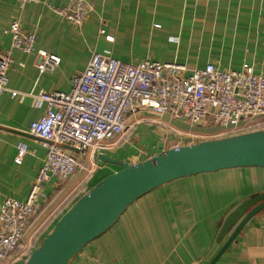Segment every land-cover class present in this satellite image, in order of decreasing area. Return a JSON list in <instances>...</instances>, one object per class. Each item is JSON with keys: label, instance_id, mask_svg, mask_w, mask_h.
Here are the masks:
<instances>
[{"label": "crops", "instance_id": "0c3cea01", "mask_svg": "<svg viewBox=\"0 0 264 264\" xmlns=\"http://www.w3.org/2000/svg\"><path fill=\"white\" fill-rule=\"evenodd\" d=\"M68 1L38 0L21 6L16 0H0V50L11 45L5 30L13 19L37 33L35 51H13L7 89L0 94V203L6 197L25 199L45 160L44 141L30 132L31 122L44 113V105L34 95L41 90L69 91L73 75L86 67L93 52L132 63L146 58L176 62L188 69L207 63L239 69L247 63L255 73L264 74V0H88L91 9L81 26L48 8ZM38 50L59 56L60 63L40 73ZM11 90L18 94L11 96ZM147 113L141 109L130 118ZM181 125L189 132L200 130ZM19 141L26 143L28 152L17 164ZM155 147L149 157L172 144ZM118 169L96 158L86 177L78 171L64 182L51 179L44 184L48 198L35 224L52 228L65 211L59 209L61 205L67 206L73 195L86 193ZM83 183L86 189L80 190ZM263 191L264 167L257 166L174 179L135 199L68 264H207L234 229L216 245L225 217L243 200ZM214 264H264V209L247 221Z\"/></svg>", "mask_w": 264, "mask_h": 264}, {"label": "built area", "instance_id": "2783aa9c", "mask_svg": "<svg viewBox=\"0 0 264 264\" xmlns=\"http://www.w3.org/2000/svg\"><path fill=\"white\" fill-rule=\"evenodd\" d=\"M23 6L38 0H16ZM48 8L71 24L81 26L91 9L88 0H69ZM6 33L11 45L0 50V94L7 89L8 68L13 51H35L36 29H24L19 20L10 21ZM101 33L104 30L100 31ZM111 39V36H107ZM41 73L53 69L60 57L36 51ZM16 96L17 91H10ZM44 105L43 115L30 124V132L44 141L45 160L23 200L11 197L0 203V264H24L38 245L35 218L48 195L44 184L66 181L81 171L92 173L98 153L114 149L128 125L127 118L139 110L166 115L214 132H183L189 143L262 129L264 122V74L243 63L239 69H221L213 63L188 69L176 62L142 59L125 62L111 54L93 52L86 67L73 75L69 91H39L34 95ZM59 144L74 146L75 154ZM183 145L180 139L172 147ZM14 162L20 164L28 152L19 141ZM86 160L90 164L87 166ZM34 229V230H33Z\"/></svg>", "mask_w": 264, "mask_h": 264}, {"label": "water", "instance_id": "95a60500", "mask_svg": "<svg viewBox=\"0 0 264 264\" xmlns=\"http://www.w3.org/2000/svg\"><path fill=\"white\" fill-rule=\"evenodd\" d=\"M59 146L76 151L74 146ZM120 168L78 197L58 218L24 264H68L83 247L109 229L138 197L174 179L227 168L264 167V128L166 148L134 163L98 153ZM264 209V191L243 200L224 219L215 238L218 245L233 231L207 264H214L239 231Z\"/></svg>", "mask_w": 264, "mask_h": 264}, {"label": "rangeland", "instance_id": "374dc122", "mask_svg": "<svg viewBox=\"0 0 264 264\" xmlns=\"http://www.w3.org/2000/svg\"><path fill=\"white\" fill-rule=\"evenodd\" d=\"M145 111L148 112L146 115L137 116L136 118H133V119L132 118L126 119V122L128 125L125 128L124 134L121 136V139L117 143V145L114 146L115 150L114 151L108 150L109 155H113L117 157L120 156L122 157L121 160H125V161H140V160L146 159L149 157V155L152 154L153 151L155 152L157 150L155 146H157L158 148L159 146L166 147V146L173 144V142H175L176 140L180 139V137H178L177 135V132L188 131L186 129L182 130L181 128H184V127L181 124H184V126H186L187 128L191 127L190 124L183 123L179 121L178 119H174L166 115L155 114L148 110H145ZM153 119L158 120L160 122L150 121ZM261 126L264 127V122L261 124ZM200 131L202 130L195 131V132H200ZM188 139L189 138L187 136L181 137V140L183 143L186 140L189 141ZM67 152L75 154L74 152L70 150H67ZM88 165L90 167L89 163ZM113 167L120 168V166L117 164H113ZM83 174L84 173H81L79 174V176L81 177L83 176ZM78 197L79 196H77V198ZM73 200H76V197H74ZM72 203L73 201L69 204V206ZM58 206H60V204ZM42 226L43 225L39 227L38 232H37L38 234L37 244L38 245L41 243L42 239L47 234V232L51 229V226L41 228ZM37 227L38 226H34V229H36Z\"/></svg>", "mask_w": 264, "mask_h": 264}, {"label": "trees", "instance_id": "16d2710c", "mask_svg": "<svg viewBox=\"0 0 264 264\" xmlns=\"http://www.w3.org/2000/svg\"><path fill=\"white\" fill-rule=\"evenodd\" d=\"M184 123H185V122H184ZM191 127H195V126H192V125H191ZM196 127H199V126H196ZM199 128H200V130H202V131H204V132H214V131H217V130L219 129L218 127L212 126V125H210V124H208V125H206V126H203V127L201 126V127H199ZM82 185H83V186L80 187V190H81L82 188H83V190H85V189H86V185H85V183H83ZM78 192H79V191H78ZM75 195H76V194H75ZM75 195H73L72 199L75 197ZM81 195H83V194H81ZM81 195H80V196H81ZM80 196H79V197H80ZM76 199H77V197H76ZM74 201H75V200H73V202H74ZM71 205H72V204H71ZM71 205H70V206H71ZM70 206H69L68 203H67V206H65V204H63V205L60 206L59 209H60V210L65 209V211H66ZM67 207H68V208H67ZM65 211H64V212H65ZM64 212H63V213H64ZM55 223H56V222H55ZM55 223H54V224H55ZM54 224H53V226H54ZM47 225H48V224H47ZM47 225H43L41 228H45V227H47ZM52 228H53V227H52ZM52 228H51V229H52ZM51 229H50V230H51ZM50 230H49L48 232H50ZM48 232H47V233H48Z\"/></svg>", "mask_w": 264, "mask_h": 264}]
</instances>
